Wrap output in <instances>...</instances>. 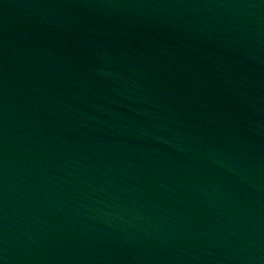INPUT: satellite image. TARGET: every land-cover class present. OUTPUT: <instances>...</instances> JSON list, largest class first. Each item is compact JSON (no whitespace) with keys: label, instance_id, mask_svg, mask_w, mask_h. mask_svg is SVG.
I'll use <instances>...</instances> for the list:
<instances>
[{"label":"water","instance_id":"water-1","mask_svg":"<svg viewBox=\"0 0 264 264\" xmlns=\"http://www.w3.org/2000/svg\"><path fill=\"white\" fill-rule=\"evenodd\" d=\"M0 264H264V0H0Z\"/></svg>","mask_w":264,"mask_h":264}]
</instances>
